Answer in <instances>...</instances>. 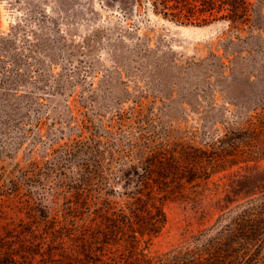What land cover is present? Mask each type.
<instances>
[{
  "label": "rangeland",
  "instance_id": "rangeland-1",
  "mask_svg": "<svg viewBox=\"0 0 264 264\" xmlns=\"http://www.w3.org/2000/svg\"><path fill=\"white\" fill-rule=\"evenodd\" d=\"M247 1L242 14L235 0H0V168L36 201L0 213V234L28 231L35 212L43 226V170L80 123L122 148L144 135L176 149L250 115L262 125L264 0ZM233 163L165 201L151 254L211 225L225 190L232 204L262 201L264 158Z\"/></svg>",
  "mask_w": 264,
  "mask_h": 264
},
{
  "label": "trees",
  "instance_id": "trees-1",
  "mask_svg": "<svg viewBox=\"0 0 264 264\" xmlns=\"http://www.w3.org/2000/svg\"><path fill=\"white\" fill-rule=\"evenodd\" d=\"M235 1L236 13H245L248 1ZM258 123L250 115L204 147L181 143L177 149L144 135L141 143L122 148L80 123L67 142L51 148L57 154L43 170L45 186L50 185L43 184V226L35 212L28 231L16 236L8 228L0 234V264H24L39 251L43 264H264V197L232 204L230 190L223 196L230 204L211 225L185 244L160 254L148 251L166 222L165 201L183 194L185 184L209 179L234 159L264 158L256 157L264 148V123ZM105 132L113 134L106 127ZM19 184L11 170L0 168V213L15 205L30 209L36 202L19 197ZM38 230L41 236L32 240Z\"/></svg>",
  "mask_w": 264,
  "mask_h": 264
}]
</instances>
